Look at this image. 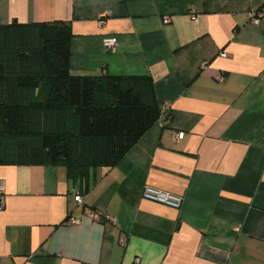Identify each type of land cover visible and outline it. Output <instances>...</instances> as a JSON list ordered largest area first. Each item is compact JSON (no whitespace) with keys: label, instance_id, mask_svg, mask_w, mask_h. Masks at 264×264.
Returning <instances> with one entry per match:
<instances>
[{"label":"crops","instance_id":"1","mask_svg":"<svg viewBox=\"0 0 264 264\" xmlns=\"http://www.w3.org/2000/svg\"><path fill=\"white\" fill-rule=\"evenodd\" d=\"M14 20L70 22L73 74L149 76L171 117L85 194L62 165H0V264H264V0H0Z\"/></svg>","mask_w":264,"mask_h":264},{"label":"trees","instance_id":"2","mask_svg":"<svg viewBox=\"0 0 264 264\" xmlns=\"http://www.w3.org/2000/svg\"><path fill=\"white\" fill-rule=\"evenodd\" d=\"M71 39L63 20L0 25V165H62L85 194L171 114L149 76L73 74Z\"/></svg>","mask_w":264,"mask_h":264},{"label":"built area","instance_id":"3","mask_svg":"<svg viewBox=\"0 0 264 264\" xmlns=\"http://www.w3.org/2000/svg\"><path fill=\"white\" fill-rule=\"evenodd\" d=\"M262 16H263V12L261 10H253L250 12V20L253 23H258ZM104 46L109 51L115 52L118 48L117 37H115V36L106 37L104 39ZM218 79L223 80L224 77L220 76ZM162 107L164 110L169 111L168 104H163ZM157 124L159 126H163L165 124V119H164L163 115L159 118V120L157 121ZM182 137H183V132H176L173 134V138L175 141H178ZM4 193H5L4 182L0 181V207H2L4 204ZM144 196L146 198H149L152 200L164 202V203L171 205V206H174V207H179L181 204V201H182L181 196L168 194V193H165L161 190H158V189H155L152 187H146L145 188ZM72 198L74 199V201L77 204L83 203V196L79 192L74 191L72 193ZM89 214L93 218V220H95V221H108V220H110V217L108 215L103 214L101 212L92 211ZM79 221H80V218H78V217L70 216L68 218V223H70V224H77V223H79ZM227 264H229V263H227Z\"/></svg>","mask_w":264,"mask_h":264}]
</instances>
